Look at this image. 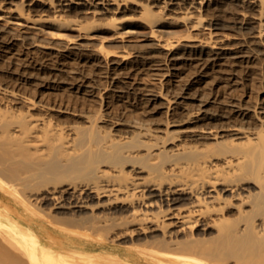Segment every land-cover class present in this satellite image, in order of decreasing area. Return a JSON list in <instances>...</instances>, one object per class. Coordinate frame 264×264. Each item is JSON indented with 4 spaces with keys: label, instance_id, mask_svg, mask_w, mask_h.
<instances>
[{
    "label": "bare ground",
    "instance_id": "bare-ground-1",
    "mask_svg": "<svg viewBox=\"0 0 264 264\" xmlns=\"http://www.w3.org/2000/svg\"><path fill=\"white\" fill-rule=\"evenodd\" d=\"M258 62L264 0H0V264H264Z\"/></svg>",
    "mask_w": 264,
    "mask_h": 264
},
{
    "label": "rangeland",
    "instance_id": "rangeland-1",
    "mask_svg": "<svg viewBox=\"0 0 264 264\" xmlns=\"http://www.w3.org/2000/svg\"><path fill=\"white\" fill-rule=\"evenodd\" d=\"M232 28H234V29H232ZM240 29L241 28H239V27H230L228 29V31L234 33V32H239ZM263 64H264L263 62H258L256 64V67L254 68L258 72V79L257 80H254V81H256V83L258 84V86L256 88H254V89L252 88V92L253 93H256V92H259V91H262L263 90L262 89V85L260 84V81H263L264 82V65ZM237 68H238V71L237 72L238 73L241 72L242 73L241 76L243 77V78H240V80L238 79V82L237 83H240L242 81V82H245L246 86H244L245 84L242 85V83H240L241 85H239V87H241L242 89H240V90L239 89L238 90L237 89H233L231 91V93L234 94V95H238V94L239 95H242V93H243L244 90H247V89L250 90V88L252 87L251 86V80H249L251 78L249 76L250 71H251V67L248 68L247 65H243V66H238ZM210 75H211V77L215 76V81L217 83L216 82L213 83V82L209 81L208 82L209 84L206 85V89L216 90L217 88H221L222 86L219 87V85H217V84H218L219 80L222 81V79L220 77L216 76L217 74H215V73H211ZM230 90H231V88H230Z\"/></svg>",
    "mask_w": 264,
    "mask_h": 264
}]
</instances>
